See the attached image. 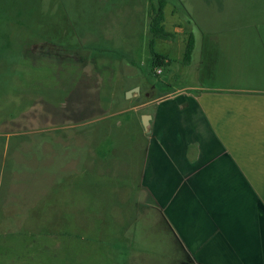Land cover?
<instances>
[{"label":"rangeland","instance_id":"rangeland-1","mask_svg":"<svg viewBox=\"0 0 264 264\" xmlns=\"http://www.w3.org/2000/svg\"><path fill=\"white\" fill-rule=\"evenodd\" d=\"M158 1L0 0V264L10 251L30 264L187 261L146 205V112L130 110L155 84L264 90V0H165L200 61L180 67L184 44L155 40L172 60L163 75L151 66ZM132 79L143 85L126 99Z\"/></svg>","mask_w":264,"mask_h":264},{"label":"crops","instance_id":"crops-1","mask_svg":"<svg viewBox=\"0 0 264 264\" xmlns=\"http://www.w3.org/2000/svg\"><path fill=\"white\" fill-rule=\"evenodd\" d=\"M166 8L165 27L180 41ZM187 41H180L185 49ZM199 61L179 60V66ZM132 80L141 91V81ZM171 80L164 77L163 85ZM170 88L159 92L155 84L153 96L145 93L147 101L130 110L151 116L149 130L143 122L138 130L145 151L140 186L149 212L160 214L194 264H264V90ZM11 252L6 264H30L34 257Z\"/></svg>","mask_w":264,"mask_h":264},{"label":"trees","instance_id":"trees-1","mask_svg":"<svg viewBox=\"0 0 264 264\" xmlns=\"http://www.w3.org/2000/svg\"><path fill=\"white\" fill-rule=\"evenodd\" d=\"M165 7H166V1L159 0L158 6L155 7L153 10V14L149 23V32L151 35L150 51L152 56L151 57L152 70L165 68L170 66L171 64V62L165 56L156 53L154 50L155 40L173 41L176 37L175 33L169 32L165 27V20H166ZM195 45H196L195 37L194 35H191L187 41V45L184 53V60H186V62L192 59L193 53L195 51ZM144 155H145V151H143L142 149L141 160L143 159ZM140 173H142L141 170L139 171V174ZM139 179H141V176ZM184 264H194V263L193 260L188 256V259L186 262H184Z\"/></svg>","mask_w":264,"mask_h":264},{"label":"water","instance_id":"water-1","mask_svg":"<svg viewBox=\"0 0 264 264\" xmlns=\"http://www.w3.org/2000/svg\"><path fill=\"white\" fill-rule=\"evenodd\" d=\"M134 92H137V93L140 92V87H136V88H134V89L128 91V93H127V98H130V97L133 95ZM150 120H151V116H150V115H144V116L142 117L143 125H144L145 127H147V126L149 125Z\"/></svg>","mask_w":264,"mask_h":264},{"label":"built area","instance_id":"built-area-1","mask_svg":"<svg viewBox=\"0 0 264 264\" xmlns=\"http://www.w3.org/2000/svg\"><path fill=\"white\" fill-rule=\"evenodd\" d=\"M162 71L161 70H158V73L160 74Z\"/></svg>","mask_w":264,"mask_h":264}]
</instances>
